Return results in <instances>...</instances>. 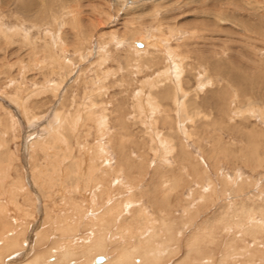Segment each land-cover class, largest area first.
I'll return each mask as SVG.
<instances>
[{
	"label": "rangeland",
	"instance_id": "obj_1",
	"mask_svg": "<svg viewBox=\"0 0 264 264\" xmlns=\"http://www.w3.org/2000/svg\"><path fill=\"white\" fill-rule=\"evenodd\" d=\"M261 36H264V0H0V151L6 144H9L10 149L8 151L7 161L0 164V206H4V209L7 210H13L12 215L14 213L19 214L18 208L14 203L12 204L10 199L12 188L16 186L14 189L19 195V199H21L22 208H29L31 210L36 208L37 218L31 225V229H34V231L30 229L29 233H33L28 234L29 243L25 253L33 248L34 234L36 230H43L46 215L50 209L49 212L53 213H51L50 225L54 234L52 239L64 237V235L60 236L58 233V228L62 226L61 223L64 216V219H69L67 221L68 223L78 227V232L71 235L68 239H79V241H83L84 237H89L87 229L85 228V224L89 221L88 219H92V217L98 218L101 215L100 213L103 214L104 210L108 207L118 203H123L127 208L130 206V210L128 209L129 212L127 210L128 214L125 213L123 214L124 216H133L135 211H137L135 209H139L141 206L147 207L145 209L147 210V214L152 218L151 221H157L160 226H162L159 222L161 219L157 218L158 214L154 210V207L156 208L159 205L165 207V209L161 207L159 210L161 211L163 209L164 214L160 213L165 216L162 219L164 224L167 223L163 227H168L170 223H177V225L173 226L176 227L174 232H179L180 236L178 240H181L179 242L181 249L178 250V254L172 258L173 260L165 264H176L178 261L184 260V256L188 251L186 244L190 239L189 236L194 233L195 236H203L202 230L203 232L210 231V234H214L219 240L221 237H227L226 239H222L223 242H218L214 235L213 238L210 237V245L217 247V249L210 248L213 250L216 249L212 251L219 255L227 251V248H224L226 247L225 243L231 244V250L240 248L238 246L242 247L244 243L249 246L256 243L261 244L259 242L262 241V238L264 240V234L261 236V239H258L259 236L255 235H259V232L243 240V225L250 222L253 223L255 221V218H253L254 214L248 212L252 215L250 216L248 213L245 215L239 212L240 214L237 213L234 218H226L223 225L217 216V214L221 215V213H225L223 209L227 206L228 213H232L235 211V207H239L242 202L248 201L251 204L264 202V117L261 120V116L257 112L255 115L250 114L252 118L248 120L241 119L239 116L242 113L237 110L241 106L242 108L245 107L248 102H257L255 104H258L257 106L264 109V37ZM133 49L141 53L140 56L144 58L138 60V62L135 61L137 57H134V54H132L134 53ZM168 52L169 54L177 52L175 56L178 58L180 56L177 54H184L188 57V62L191 65L188 72L183 70L185 79L184 87L188 91L185 90L186 92H182L181 95L183 98L179 101V105L180 102H184L186 98H189L190 91L199 88L203 115L198 117L195 124L191 123L192 125H188L190 116L183 114L184 116L182 117L180 109H174L173 106L172 113L170 112L169 115L171 114L170 118L175 121L172 123L164 121L161 116L162 118L160 117V120L158 119L160 123H157L156 129L154 128V120L157 118V112L156 110H151L147 100L152 96L151 92L154 87L159 84L156 81L161 78L160 70H165L163 67L166 65L167 71L165 74L167 73L169 77L175 71L173 70L175 61L169 58L165 59V57H168L166 56ZM154 62L155 64H153ZM158 74L160 75L158 76ZM198 75L203 77L201 78ZM246 75L252 79L250 84L254 86L249 91L242 89L246 84ZM232 78L234 79L232 80ZM237 78L238 81L236 80ZM253 80L255 81L254 83ZM59 81L63 82L61 83ZM58 82L62 87H58ZM239 82H242L240 84H243V86H240ZM199 83H201L200 86ZM222 87L224 88L223 90ZM55 88L59 89L56 97L51 92ZM234 95L236 97L231 101L230 97ZM97 98H99L98 101L95 100ZM100 101L103 105L100 104ZM168 104L170 105L172 103L168 101ZM80 106V123L76 122V132H74V134L76 133V140L73 143V149L70 150L64 139L56 138L57 129L60 127V122L63 121V117L65 115L69 116L72 113L74 114ZM98 107L100 108L98 109ZM91 111L92 113H90ZM137 111L138 114L135 118ZM57 112L58 114H56ZM98 112L100 113L98 114ZM223 112L226 113L224 114ZM25 113L29 114L26 115ZM97 114L100 116L99 118H97ZM29 115L30 117H34L31 119L28 117ZM229 118L232 119L230 120ZM170 124L172 127H170ZM178 124L181 126L180 128H178ZM173 128L179 129V141L186 142L185 147H187L189 152H183V146H179L181 144L178 142H173L170 145V149L174 151V143L179 144L178 147L175 146L177 147L176 154L169 150V148L164 151L163 148L165 146L160 144V142L157 146L153 145L154 141L151 137L152 135H156V132H160V136L168 137V140L169 138L173 140ZM144 130L145 133L142 134ZM149 131L152 134L151 136L147 134ZM165 132H170V134H165ZM209 134L210 136H208ZM204 135L205 138H203ZM146 137L151 140L149 139L150 141H148ZM218 138L222 141H218ZM47 139L52 140L49 141ZM43 144H46L44 145L45 147ZM52 144H55L53 148ZM150 148L155 150L149 151ZM38 149H40V152ZM55 150L57 153H55ZM60 151L63 152L62 155L59 153ZM77 153H79V156ZM168 153L170 156H168ZM146 155L150 156V159ZM143 156L147 158H143ZM74 158L78 159V165L82 168V177L92 180L89 183L90 190L83 191V187L85 186L83 179H80V181L76 180L77 183L74 181L68 185L67 180L71 175L70 165L75 161ZM130 158L132 159V164ZM140 159H143L144 163H140ZM165 159L174 166L173 170L166 167ZM9 162L10 166L13 165L12 167L8 166ZM103 163L109 164L105 165ZM119 163L123 166H119ZM148 163L149 167L145 168L144 166L148 165ZM53 165H61L60 171L55 172ZM100 166H104V168H100ZM187 167L189 169L188 171H190L189 173ZM93 168H96V171L90 173ZM4 169L6 170L4 171ZM139 169L144 171H140ZM195 169H199V172ZM170 170L173 174L169 172ZM105 171L106 173L110 171L108 177L112 181L109 188L106 183H104V186L100 185V183H95L97 179L103 178L101 173L104 174ZM129 171H132V173ZM195 171L196 174H200L195 175ZM98 172L99 176L97 175ZM201 172L204 174H201ZM85 173L88 175L89 173L92 174V177L88 178ZM236 173L241 175L240 177H243V179L251 180L249 184L244 185V188L239 187L240 184L237 185L235 180ZM184 175L186 176L185 179ZM174 176H178L180 181L177 179L179 181L176 182L177 185L170 186L175 183L174 181H177ZM131 177L133 180H131ZM187 177L189 181H193L189 182ZM206 178L208 183L205 182ZM10 179L11 181H17L14 186L13 181L10 182ZM114 179L115 182L113 181ZM23 180L25 181L26 186L24 187L26 191L23 188L19 189L21 185L19 182L21 181L22 183ZM58 180H60V183L54 189L48 202H46L47 200H42L37 192L36 184H40L46 190H49L50 185L52 183L56 185ZM227 180L232 182H228ZM3 182H7V184L4 183V185ZM71 185H76L77 188L79 187L77 192L79 195L71 193ZM9 186H12V188ZM131 186L133 187L130 188ZM127 187H129L128 190L126 189ZM177 187L178 189H176ZM197 187H202V189ZM233 189L236 191L234 192ZM243 189H245V192ZM173 190H177L173 198V201L175 202L176 199V202H165L164 194ZM27 191L31 193L30 197H26ZM129 192L130 194H128ZM21 193L24 196L20 195ZM159 193L162 194L160 195ZM217 193H219V196H216ZM251 193L254 196L250 195ZM93 194H97L98 196L95 197ZM135 194L137 197L133 196ZM260 195L262 196L260 197ZM133 197H136V199H133ZM186 197L189 199L194 197V200L191 199L193 202L186 199ZM199 197L200 199H198ZM251 197L253 198L251 199ZM80 198L82 199L80 200ZM95 198L96 201L94 200ZM118 198L121 199L118 200ZM158 198L161 201L163 200L165 204L167 203L166 205L171 204L167 206L168 208L170 207V212H166V205H161L158 202ZM71 199L73 202L76 200L80 203L85 201V209H87L82 224L81 220H78L79 224H77L73 218V208L71 210L70 207ZM3 200L4 202H2ZM135 200L139 201L135 202ZM203 200L207 203L202 202ZM61 204H63V207H61ZM189 204L191 206H188ZM179 205L182 208L184 207L185 210L179 208ZM187 210L188 212H186ZM197 211L199 212L197 213ZM175 212L178 214H175ZM154 215L157 217H154ZM172 215L173 217H171ZM257 215L260 220H264V214L262 215L260 211L257 212ZM21 216L22 214L16 216V220L18 223L23 224L25 218ZM255 217L258 218L256 215ZM185 218L187 221L190 220L188 221L189 223L186 220V222L184 221ZM208 218L211 220L210 225L205 223V220ZM175 219L178 221H171ZM240 220L244 222L247 220V222L244 223ZM183 221L186 225H181ZM213 223L216 224L214 225ZM226 223L227 225H224ZM55 226L58 227L54 228ZM222 228L229 230L224 231ZM233 228L235 231H233ZM211 230L213 231L211 232ZM239 230H242V233ZM197 233L200 235H197ZM233 233H237V235ZM82 234H84V237ZM229 235H233L234 237ZM122 237L123 235L121 239ZM236 237L242 239L238 238L237 240ZM232 238L235 240H232ZM236 240L237 242L234 244ZM221 243H223L222 246L220 245ZM177 244L178 242L176 246ZM217 244L220 246L218 247ZM49 245V243L42 245L40 249H48ZM220 247H223L222 250H220ZM217 250L222 252L219 253ZM25 258L27 259V256L21 258L19 256H12L9 258V261L8 259L6 260V264H19L17 263L18 259H20L19 262H24L26 260ZM11 259L12 261H10ZM51 259V261L55 260V258Z\"/></svg>",
	"mask_w": 264,
	"mask_h": 264
},
{
	"label": "bare ground",
	"instance_id": "obj_2",
	"mask_svg": "<svg viewBox=\"0 0 264 264\" xmlns=\"http://www.w3.org/2000/svg\"><path fill=\"white\" fill-rule=\"evenodd\" d=\"M5 2V1H4ZM28 2H30V1H28ZM29 6V5H28ZM31 12V11H30ZM70 14V13H69ZM52 20H54L53 18H52ZM3 25V24H2ZM36 26V25H35ZM258 27V26H257ZM255 28V27H254ZM254 30V29H253ZM257 30V29H256ZM259 30V29H258ZM261 30V29H260ZM159 31V30H158ZM160 32V31H159ZM251 33V32H250ZM258 33V32H257ZM257 35H259V34H257ZM248 36V35H247ZM79 37V36H78ZM253 37V36H252ZM261 37H264V36H261ZM26 38V37H25ZM81 38V37H80ZM167 39V38H166ZM166 39H164L165 41H166ZM164 41V42H165ZM148 45V44H147ZM161 45V44H160ZM160 47H162V46H160ZM165 47V46H164ZM145 49H146V47H145ZM134 50V49H133ZM81 52H82V49H81ZM167 53V52H166ZM177 53V52H176ZM176 53H171V54H169V52H168V55H166V56H168V57H165V59H167V58H169V59H171V60H173V61H175V65H174V69L173 70H175V71H173L172 72V75H171V77H169V75L167 76L166 74H165V72L167 71V66L165 65L163 68L165 69V70H163V69H161L160 70V74H161V78H159V79H157L158 81H156V82H159V84L158 85H154L155 87H154V89L152 90V92H151V97L150 98H148V104L150 105V108H151V110H156V112H157V118H156V120H154L155 121V125H154V128H156L157 129V123H160V121L158 122V119L160 120V117L164 120V121H169L170 123H172V122H174L175 120H173L172 118H170V115H169V113L171 112V110H173V108L174 109H180V113H182V117L184 116V115H186V114H188L189 116H190V122H188L187 124L188 125H192L191 123H193V124H195L196 122H197V119H198V117H200L201 115H203V111H202V108H201V104H200V90H199V88L198 87H196V88H198V89H195L194 91H190V96H189V98H186V100L184 101V102H180V105H179V101H181L182 100V92L184 91V92H186L185 90H187L184 86V82H185V79H184V73H183V70H186L187 72L190 70V64H189V60H188V57H186L184 54H177V55H179L180 57L178 58L177 56H175V54ZM132 54H134V57H137L136 59H135V61H137L138 62V60H141L142 58H144V57H141L140 56V54L141 53H139V52H137L136 50H134V53H132ZM150 55V54H149ZM132 56V55H131ZM156 56V55H155ZM2 59V58H1ZM130 61V60H129ZM133 61V60H132ZM19 62V61H18ZM136 63V62H135ZM153 64H155V62L153 63ZM12 66V65H11ZM9 67V66H8ZM14 67V66H13ZM8 69V68H7ZM9 70V69H8ZM170 70V69H169ZM172 71V70H171ZM203 71V70H202ZM208 73V72H207ZM160 74H158V76L160 75ZM191 74V73H190ZM157 76V75H156ZM198 76H200V75H198ZM248 75H246V77H245V81H246V84L244 85V87L242 88V89H245L246 91H249L250 89H253V87L254 86H251V84H250V81H252V79L251 78H249V77H247ZM169 77V78H168ZM196 77V76H195ZM201 77V76H200ZM203 77V76H202ZM201 77V78H202ZM243 77V76H242ZM200 78V79H201ZM240 78V77H239ZM234 78H232V80H233ZM241 79V78H240ZM255 79V78H254ZM156 80V79H155ZM199 80V79H198ZM202 80V79H201ZM209 80H210V78H209ZM237 81H238V78L236 79ZM205 81V80H204ZM207 81V80H206ZM212 81V80H211ZM241 81V80H240ZM59 82H63V81H59ZM59 82H58V84H59ZM198 82H200V81H198ZM255 81L253 80V83H254ZM203 83V82H202ZM208 83V82H207ZM212 83H214L213 81H212ZM211 83V84H212ZM235 83V82H234ZM238 83V82H237ZM240 83H242V82H239V85L240 86H243V84L241 85ZM252 83V82H251ZM188 84V83H187ZM201 85V83H199V86ZM56 86H58V85H56ZM62 87V85H60L59 84V86L58 87ZM153 86V85H152ZM204 86H205V84H204ZM201 87H203V86H201ZM190 89V88H189ZM224 88L222 87V90H223ZM50 90H52L51 88H50ZM58 88H55L53 91H51L53 94H55V97H56V94L58 93ZM212 90V89H211ZM49 91V90H48ZM188 91V90H187ZM189 93V92H188ZM41 94V93H40ZM145 95V94H144ZM217 95V94H216ZM54 96V95H53ZM106 96V95H105ZM212 96V95H211ZM103 97V96H102ZM217 97V96H216ZM219 97V96H218ZM236 96L234 95V96H232V97H230L231 99V101H233L234 100V98H235ZM17 99V98H16ZM137 99H139V98H137ZM233 99V100H232ZM96 101H98L99 100V98H97V99H95ZM102 100V99H101ZM135 100V99H134ZM143 100V99H142ZM219 100V99H218ZM140 101H141V99H140ZM168 101H170L172 104H168ZM103 103V102H102ZM183 103H184V105H183ZM230 103V102H229ZM254 103V104H253ZM248 102V103H246V105H245V107H243L242 108V106L240 107V108H238L237 110L238 111H240L242 114L239 116V118L241 117V119H250V118H252L251 116H250V114H254L255 115V113H257L258 112V114L261 116V120H263L262 118L264 117V109H261L259 106H257L258 104H255V103H257V102ZM99 104V103H98ZM100 104H101V101H100ZM226 104V103H225ZM88 106H89V104H87ZM91 105V104H90ZM96 105V104H95ZM95 105H93V106H95ZM101 105H103V104H101ZM227 106H229L228 104H226ZM235 105H236V103H235ZM100 106V105H99ZM133 106V105H132ZM171 106V107H170ZM174 106V107H173ZM231 106H233V105H231ZM103 107V106H102ZM136 107V106H135ZM137 107H138V105H137ZM173 107V108H172ZM63 108V107H62ZM80 108H81V106L78 108V110H76L75 111V113L73 114H69V116L68 115H65L64 113V117H63V121L62 122H60L61 123V125H60V123H58L59 125H60V127L57 129V136H56V138H62V139H64L65 140V142H66V144H67V147H68V149H70V150H72L73 149V143H74V141L76 140V136H75V134H74V132H76L75 131V129H76V122H78V123H80L79 122V117H80ZM96 108V107H95ZM100 107H98V109H99ZM134 108V107H133ZM64 109V108H63ZM62 109V110H63ZM102 109V108H101ZM230 109V108H229ZM61 110V109H60ZM90 110H91V106H90ZM136 110H137V108H136ZM159 110H160V112H159ZM25 111V110H24ZM64 111V110H63ZM89 111V110H88ZM133 111V110H132ZM234 111V110H233ZM27 112V111H26ZM66 112H68V111H66ZM103 112V111H102ZM162 112V114L160 115V113ZM60 113V112H59ZM90 113H92V111L90 112ZM90 113H88V114H90ZM94 113V112H93ZM100 112H98V114H99ZM172 113V112H171ZM224 113V112H223ZM226 113V112H225ZM224 113V114H225ZM229 113V112H228ZM227 113V114H228ZM26 114V113H25ZM29 114V113H28ZM28 114H26V115H28ZM56 114H58V112L56 113ZM98 114H97V118H99L100 116H98ZM104 114V113H103ZM137 114H138V111H137V113H136V116H135V118L137 117ZM184 114V115H183ZM230 114V113H229ZM232 114V113H231ZM62 115V114H61ZM86 115V114H85ZM93 115V114H92ZM218 115H219V113H218ZM95 116V115H94ZM146 116V115H145ZM208 116V115H207ZM28 117H30V115L28 116ZM32 117H34V116H31L30 118L32 119ZM210 117V116H209ZM96 118V119H97ZM87 119H88V117H87ZM104 119V118H103ZM109 119V118H108ZM107 119V120H108ZM148 119V118H147ZM153 119H154V117H153ZM230 119V118H229ZM232 119V118H231ZM230 119V120H231ZM235 119H236V117H235ZM260 119V118H259ZM62 120V119H61ZM134 120V119H133ZM110 121V120H109ZM95 122H96V120H95ZM106 122V121H105ZM245 122V121H244ZM93 123V122H92ZM135 123H136V121H135ZM152 124V123H151ZM174 124H177V123H174ZM183 124V123H182ZM186 124V125H187ZM244 124V123H243ZM78 125V124H77ZM135 125H137V124H135ZM179 125V124H178ZM178 125H177V127H178ZM197 125V124H196ZM231 125V124H230ZM57 127H58V125H56ZM56 126H55V128H56ZM79 126V125H78ZM97 126H98V124H97ZM153 126V125H152ZM151 126V127H152ZM160 126V125H159ZM110 127V126H109ZM170 127H172L171 126V124H170ZM181 126L179 125V127L178 128H180ZM186 127V126H185ZM188 127V126H187ZM198 127V126H197ZM200 127V126H199ZM54 128V127H53ZM98 129H100L99 127H97ZM108 128V127H107ZM161 128V127H160ZM194 128V127H193ZM214 128V127H213ZM231 128V127H230ZM6 129H8V128H6ZM95 129H96V127H95ZM105 129V128H104ZM110 129H112V128H110ZM148 129V128H147ZM170 129H172V128H170ZM190 129V128H189ZM54 130V129H53ZM151 130V129H150ZM164 130H166V129H164ZM179 129H176V128H173V131H172V137H174V139H176L175 141H173V140H171V138H169V140L166 138V137H163V136H160V132H156V131H154V132H156V135H152L151 134V132L149 131V132H147V134L149 135V136H151L152 135V140L154 141V143H153V145L154 146H157L158 144H159V142H160V144H162L163 146H165V148H163V150L165 151L167 148H169V150H171L170 148H171V144L173 143V142H178V143H180L181 145H179V144H175L174 143V151H172V152H175V154H176V151H177V147H178V145L179 146H183V152H189V150L187 149V147H185L186 145H185V143L184 142H182V141H179L180 139H179V136H180V132L178 131ZM102 131V130H101ZM158 131V130H157ZM168 131H170V130H168ZM198 131V130H197ZM202 131V130H201ZM54 132H55V130H54ZM96 132V131H95ZM97 132H98V130H97ZM104 132H105V130H104ZM110 132V131H109ZM112 132V131H111ZM117 132V131H116ZM128 132V131H127ZM200 132V131H199ZM204 132V131H203ZM50 133V132H49ZM143 133H145V130L142 132V134ZM153 133V132H152ZM191 133V132H190ZM201 133V132H200ZM52 134V133H51ZM50 134V135H51ZM99 134H101V132H99ZM163 134V133H162ZM165 134H170V132L168 133V132H165ZM191 134H193V133H191ZM199 134V133H198ZM56 135V134H55ZM103 135H105V134H103ZM109 135V134H108ZM114 135V134H113ZM97 136H99V135H97ZM101 136V135H100ZM115 136V135H114ZM146 136V135H145ZM144 136V137H145ZM167 136V135H166ZM192 136V135H191ZM191 136H189V137H191ZM195 136H196V134H195ZM194 136V137H195ZM208 136H210V134L208 135ZM49 137V136H48ZM55 137V136H54ZM130 137V136H129ZM148 137V136H147ZM146 137V138H147ZM157 137H158V139H157ZM182 137V136H181ZM198 137H200V136H198ZM218 137V136H217ZM122 138V137H121ZM201 138V137H200ZM203 138H205V135L203 136ZM219 138H220V136H219ZM218 138V139H219ZM1 139V138H0ZM61 139V140H62ZM99 139V138H98ZM103 139V138H102ZM104 139H105V137H104ZM112 139V138H111ZM148 139V138H147ZM150 139V138H149ZM148 139V141H150ZM47 140H49V139H47ZM52 139H50L49 141H51ZM114 140V139H113ZM130 140V139H129ZM182 140V139H181ZM185 140V139H184ZM200 140V139H199ZM2 141V140H1ZM58 141V140H57ZM101 141V140H100ZM122 141V140H121ZM128 141V140H127ZM218 141H222L221 139H219ZM43 142H45V141H43ZM54 142V141H53ZM53 142H50V143H53ZM117 142V141H116ZM124 142V141H123ZM146 142H147V140H146ZM39 143V142H38ZM57 143V142H56ZM55 143V144H56ZM133 143V142H132ZM149 143V142H148ZM188 143V142H187ZM1 144H3V143H1ZM5 144V143H4ZM48 144V143H47ZM55 144H52V148L54 147V145ZM81 144V143H80ZM138 144V143H137ZM216 144V143H215ZM44 145H46V144H43V146ZM58 145V144H57ZM208 145V144H207ZM218 145V144H217ZM38 146H40V145H38ZM48 146V145H47ZM175 146H177V147H175ZM188 146V145H187ZM204 146V145H203ZM45 147V146H44ZM44 147H43V149H44ZM49 147H51V146H49ZM56 147V146H55ZM59 147H61V146H59ZM159 147V146H158ZM162 147V146H161ZM206 147V146H205ZM105 148H106V146H105ZM140 148V147H139ZM210 148V147H209ZM120 149V148H119ZM189 149H190V147H189ZM40 149H38V151H39ZM143 150V149H142ZM151 150H155V149H152V148H150L149 149V151H151ZM159 150H160V148H159ZM8 151H10V149H9V144H6L5 146H4V148L0 151V164H3V162L4 161H7V157H8ZM56 151V150H55ZM67 151H69V150H67ZM81 151V150H80ZM88 151V150H87ZM144 151V150H143ZM191 151V150H190ZM40 152V151H39ZM46 152V151H45ZM86 152V151H85ZM167 152V151H166ZM52 153V152H51ZM55 153H57V151L55 152ZM61 155L63 154V152H59ZM67 153V152H66ZM66 153H64V154H66ZM72 153V152H71ZM87 153V152H86ZM102 153L104 154V152L102 151ZM152 153H153V151H152ZM157 153H158V150H157ZM156 153V154H157ZM163 153H165V152H163ZM178 154H179V152H177ZM42 154V153H41ZM48 154H50V153H48ZM74 154V153H73ZM72 154V155H73ZM78 154V156H79V153H77ZM97 154V153H96ZM107 154V153H106ZM122 154V153H121ZM150 154V153H149ZM148 154V155H149ZM154 154V153H153ZM169 154V153H168ZM183 154V153H182ZM184 154H186V153H184ZM195 154V153H194ZM204 154V153H203ZM10 155H11V153H10ZM53 155V154H52ZM54 155H56V154H54ZM67 155H68V153H67ZM98 155V154H97ZM142 155V154H141ZM162 155V154H161ZM45 156V155H44ZM57 156H59V155H57ZM100 156V155H99ZM125 156V155H124ZM147 156V155H146ZM143 156V158H149L150 156ZM153 156V155H152ZM159 156H160V154H159ZM168 156H170V154L168 155ZM179 156V155H178ZM188 156V155H187ZM195 156H196V154H195ZM10 157V156H9ZM49 157H50V155H49ZM56 157V156H55ZM54 157V158H55ZM66 157V156H65ZM103 157V156H102ZM129 157V156H128ZM164 157V156H163ZM182 157H184V155H182ZM14 158V157H13ZM12 158V159H13ZM59 158V157H58ZM62 158V157H61ZM67 158H68V156H67ZM71 158V157H70ZM100 158H101V156H100ZM139 158V157H138ZM138 158H136V159H138ZM152 158V157H151ZM160 158V157H159ZM181 158V157H180ZM192 158H194V157H192ZM197 158H200V157H197ZM53 159V158H52ZM63 159V158H62ZM61 159V160H62ZM75 159V161L74 162H72L71 163V165H70V171H71V175L69 176V178H68V180H67V183H69L68 185H70V184H72V182H74V181H76V180H79L80 181V179H83V181L85 182V186L83 187V191L85 190H90V188H89V183H90V181H92V180H89V179H85L84 177H82V175H81V173L83 174V172H82V168H80V166L78 165V159L77 158H74ZM123 159H124V157H123ZM131 159V158H130ZM150 159V158H149ZM162 159H164V158H162ZM196 159V158H195ZM71 160V159H70ZM92 160V159H91ZM147 160V159H146ZM175 160V159H174ZM204 160V159H203ZM82 161V160H81ZM90 161V160H89ZM158 161V160H157ZM179 161V160H178ZM181 161H182V159H181ZM33 162V161H32ZM53 162V161H52ZM71 162V161H70ZM95 162V161H94ZM120 162V161H119ZM141 162H143L144 163V161H143V159L141 160L140 159V163ZM154 162H156V161H154ZM154 162H153V164H154ZM204 162V161H203ZM90 163L91 164H93L91 161H90ZM142 163V164H143ZM184 163H186V162H184ZM197 163V162H196ZM196 163H195V166H196ZM8 164V163H7ZM12 164H13V162H12ZM15 164V163H14ZM53 164V163H52ZM57 164V163H56ZM87 164V163H86ZM95 164V163H94ZM103 164H105V163H103ZM107 165L109 164V163H106ZM105 164V165H106ZM131 164H132V159H131ZM156 164H157V162H156ZM179 164H180V162H179ZM178 164V165H179ZM183 164V163H182ZM194 164V163H193ZM32 165V164H31ZM82 165H83V163H82ZM121 164L119 163V166H120ZM165 165H167L166 167H169V169H171V170H173L174 169V166L168 161V160H166L165 159ZM177 165V164H176ZM8 166H10V162H9V165ZM13 166V165H12ZM12 166H10V167H12ZM86 166V165H85ZM91 166V165H90ZM93 166V165H92ZM95 166V165H94ZM121 166H123V165H121ZM143 166V165H142ZM182 166V165H181ZM187 166V165H186ZM204 166H205V164H204ZM1 167V166H0ZM33 167V166H32ZM53 167H54V169L53 170H55V172H59L60 171V169H61V165H53ZM99 167V166H98ZM106 167V166H105ZM109 167V166H108ZM116 167V166H115ZM125 167H127V166H125ZM145 168L146 167H149V163H148V165H146V166H144ZM150 167H151V165H150ZM155 167V166H154ZM165 167V166H164ZM185 167V166H184ZM189 167V166H188ZM188 167H187V171L189 170L188 169ZM2 168H4V167H2ZM9 168V167H8ZM51 168H52V166H51ZM100 168H104V166H100ZM132 168H133V166H132ZM181 168V167H180ZM190 168V167H189ZM7 169V168H6ZM6 169H4V171L6 170ZM48 169H50V168H48ZM99 169V168H98ZM125 169V168H124ZM133 169H135V168H133ZM151 169V168H150ZM149 169V170H150ZM157 169H159V168H157ZM166 169V168H165ZM185 169V168H184ZM8 170H10V169H8ZM90 170H91V168H90ZM130 170H132V169H130ZM140 170V169H139ZM142 170V169H141ZM140 170V171H141ZM148 170V171H149ZM154 170V169H153ZM171 170L169 171L171 174H173L172 172H171ZM196 170V169H195ZM199 169H197L196 171L197 172H199L198 171ZM1 171H3V170H1ZM16 171V170H15ZM46 171V170H45ZM96 171V168H93V170L90 172V173H94ZM142 171H144V170H142ZM186 171V170H185ZM184 171V172H185ZM186 171V172H187ZM196 171H195V175H198V174H200V173H197L196 174ZM12 172H14V171H12ZM40 172H41V170H40ZM49 172H50V170H49ZM86 172V171H85ZM110 172V171H109ZM109 172H107L106 173V171H105V173L104 174H102L101 173V175H102V177L103 178H99V179H97L96 181L95 180H93V181H95V183H100V185H103L104 186V183H106V185H107V187L109 188L110 187V185H111V181L112 180H110V178L108 177V175H109ZM129 172H131L132 173V171H129ZM158 172V171H157ZM168 172V171H167ZM179 172V171H178ZM190 171H188V173H189ZM203 172V171H202ZM201 172V174H204V173H202ZM17 173H18V171H17ZM89 173V175L88 174H86L87 175V177L88 178H91L92 177V174H90ZM114 173V172H113ZM121 173H122V171H121ZM125 173V172H124ZM127 173V172H126ZM149 173V172H148ZM160 173V172H159ZM177 173V172H176ZM176 173H174V174H176ZM206 173H208L207 171H206ZM42 174V173H41ZM44 174V173H43ZM99 174V172L97 173V175ZM119 174V173H118ZM135 174V173H134ZM168 174V173H167ZM181 174H182V172H181ZM184 174V173H183ZM101 175H100V177H101ZM114 175H115V173H114ZM143 175V174H142ZM155 175V174H154ZM19 176V175H18ZM46 176V175H45ZM47 176H49V175H47ZM51 176V175H50ZM99 176V175H98ZM132 176V175H131ZM178 176H179V174H178ZM177 176V177H178ZM201 176V175H200ZM222 176V175H221ZM220 176V177H221ZM241 175H239L238 173H236V176H235V180H236V182H237V185L238 184H240L239 185V187H241V188H244L245 186L244 185H247V184H249V181H251V180H247V179H243V177H240ZM32 177H33V175H32ZM59 177V176H58ZM95 177H96V175H95ZM122 177H124V176H122ZM125 177H128V176H125ZM157 178H158V176H156ZM156 177H155V179H156ZM171 177V176H170ZM175 177V176H174ZM177 177H175V180H179V177L177 178ZM180 177H182V176H180ZM185 175H184V179H185ZM192 177V176H191ZM190 177V178H191ZM195 177V176H194ZM209 177V176H208ZM1 178V177H0ZM16 178V177H15ZM18 178V177H17ZM49 178H51V177H49ZM151 178H153L152 176H151ZM163 178V177H162ZM188 178V177H187ZM202 178V177H201ZM223 178V177H222ZM253 178V177H252ZM9 179V178H8ZM47 179H48V177H47ZM60 179V178H59ZM85 179V180H84ZM112 179H113V177H112ZM124 179V178H123ZM135 179V178H134ZM171 179H172V177H171ZM198 179V178H197ZM2 180V179H1ZM18 180V179H17ZM43 180V179H42ZM44 180H45V178H44ZM53 180V179H52ZM101 180V181H100ZM126 180V179H125ZM125 180H123V181H125ZM131 180H133V178L131 177ZM160 180V179H159ZM162 180V179H161ZM170 180V179H169ZM174 181L175 183L176 182H179V181ZM192 180V179H191ZM199 180H200V177H199ZM202 180V179H201ZM6 181V180H5ZM13 181V182H12ZM11 181V179H10V182H12L13 183V186L16 184V180H12ZM114 182H115V179L113 180ZM118 181H120V180H118ZM156 181V180H155ZM163 182H164V180H162ZM172 181H173V179H172ZM188 181H189V178H188ZM193 181V180H192ZM192 181H189V182H192ZM204 181V180H203ZM211 181H213V180H211ZM222 181V180H221ZM228 182H232V181H230V180H227ZM257 181V180H256ZM259 181V180H258ZM25 181L23 180V182L21 183V181L19 182L21 185L19 186V189H21V188H23L25 191H26V189H25V187L24 186H26L25 185V183H24ZM52 182H54V181H52ZM58 183L55 185V184H51L48 188H49V190H46L42 185H40V184H36V187H37V192L39 193V195L41 196V198H42V200H47L46 202H48V199H50L51 198V195H52V193L54 192V189L57 187V185L60 183V180H58L57 181ZM196 182H197V180H196ZM205 182H207V178H206V181ZM255 182V181H254ZM5 182H3V184H4ZM76 183H77V181H76ZM103 183V184H102ZM126 183H128V182H126ZM172 184V185H170V186H174V185H177V183L176 184ZM208 183V182H207ZM213 183V182H212ZM259 183V182H258ZM2 184V183H1ZM5 184H7V182L5 183ZM4 184V185H5ZM10 184V183H9ZM35 184H33V186H35ZM74 184V183H73ZM91 184H93V183H91ZM117 184V183H116ZM120 184H122V183H120ZM124 184V183H123ZM170 184H171V182H170ZM195 184V183H194ZM243 184V185H242ZM77 185V184H76ZM76 185H71L72 186V192L71 193H73L74 195L75 194H77V192H78V189H79V187L77 188L76 187ZM125 185V184H124ZM179 185V184H178ZM191 185H193V184H191ZM209 185V184H208ZM208 185H207V187H208ZM215 185V184H214ZM259 185V184H258ZM32 186V185H31ZM118 186H121V185H118ZM166 186V185H165ZM8 187V186H7ZM10 187V186H9ZM30 187V186H29ZM98 187V186H97ZM106 187V188H107ZM123 187V186H122ZM121 187V188H122ZM125 187V186H124ZM133 186H131L130 188H132ZM134 187H135V185H134ZM202 187H204V186H202ZM202 187L201 188H199V187H197V188H199V189H202ZM231 187V186H230ZM249 187V186H248ZM253 187V186H252ZM251 187V188H252ZM255 187H257V186H255ZM264 187V186H263ZM262 187V188H263ZM6 188V187H5ZM10 188H12V186L10 187ZM14 188H16V186L15 187H13L12 188V191H11V196H10V199H11V201H12V204L14 203V205H16V207L18 208V212H19V214H22V218H25V222H23V224L22 223H18L17 222V220H16V216H19V214H13L12 215V211L13 210H7V209H4L5 207L3 206H0V264H6V260L8 259V261H9V258H11L12 256H19V258H21V257H25V256H27V259L26 260H24V262H19V260L20 259H18V262L17 263H19V264H97L96 262H95V260H96V258L97 257H99V256H103L104 258H105V260H104V262L103 263H100V264H165V263H167L168 261H171V260H173L172 258L173 257H175V255L176 254H178V250H180L181 249V244L179 243L180 241L178 240L179 239V232L178 231H176V232H174V230L176 229V227H173L174 225H177V223H175V224H171L170 223V225H171V227H173V228H169V226L168 227H163V225L165 226V225H167V223H165L164 224V221L162 220L163 218H165V216H163L161 213H163L164 211H159L160 209H161V207H163L164 209H165V207L164 206H158V207H154V210H156V213L158 214V217L157 216H155L154 215V217H157V218H160L159 220V222L162 224V226H160V224L157 222V221H155V220H153V221H151V217H150V215L149 214H147V210L145 209V208H147V207H144V206H141L139 209H135V210H137V211H135V214L133 215V216H124L123 214H125V213H127L128 214V212H129V210H130V206H129V208H127V206L125 207V205L122 203H118V204H116V205H113V206H110V207H108L106 210H104V213L102 214V213H100L101 215H99L98 216V218H94V217H92V219H88L89 221L85 224L86 226H85V228L87 229V232H88V236L89 237H84V234H82L83 235V237H84V239H83V241H79V239L78 240H72V239H68V238H70L71 237V235H73V234H75V233H77L78 232V227L77 226H75L74 224L72 225V224H70V223H68L67 221L69 220V219H64V216H63V220H62V226H60L59 228H58V233H59V235L60 236H63L64 235V237L63 238H56V239H52L53 237H54V234H53V229H51V215L53 214L52 212H47V215H46V221H45V226H43L44 228H42L43 230H40V231H38V230H36V232H35V234H34V239H33V248H31V250L29 249L28 251H27V253H25V251L27 250V246H28V243H29V241H28V234L30 235L31 233H33V232H31V233H29L30 232V229H31V225H32V223L33 222H35L36 221V218H37V215H36V208H34L33 210H31V209H29V208H26V209H24V208H22L23 206H22V203H21V199H19V195L17 194V191L14 189ZM47 188V189H48ZM70 188V187H69ZM107 188V189H108ZM128 188L129 187H127L126 189L128 190ZM139 188V187H138ZM156 188V187H155ZM166 188V187H165ZM197 188H195V190H197ZM216 188H217V186H216ZM215 187H214V189H216ZM260 188V187H259ZM94 189V188H93ZM92 189V190H93ZM114 189H116V188H114ZM120 189V188H119ZM124 189V188H123ZM135 189V188H134ZM133 189V190H134ZM169 189V188H168ZM176 189H178V187L176 188ZM191 189V188H190ZM205 189V188H204ZM235 189V188H234ZM234 189H233V191H234ZM247 189V188H246ZM254 189V188H253ZM2 190V189H1ZM23 190V191H24ZM97 190H99V189H97ZM97 190H95V191H97ZM101 190V189H100ZM104 190H106V189H104ZM111 190V189H110ZM120 190H122V189H120ZM120 190H117V191H120ZM127 190H125V191H127ZM131 190V189H130ZM138 190H140V189H138ZM144 190H145V188H144ZM143 190V191H144ZM157 190H158V188H157ZM194 190V189H193ZM207 190H208V188H207ZM221 190V189H220ZM244 190V192H245V189H243ZM243 190H241V191H243ZM259 190V189H258ZM257 190V191H258ZM8 191H9V189H8ZM24 191V192H25ZM31 191V190H30ZM102 191V190H101ZM136 191V190H135ZM143 191H141V192H143ZM166 191V190H165ZM176 191V192H175ZM186 191V190H185ZM209 191H210V189H209ZM226 191V190H225ZM236 191V190H235ZM234 191V192H235ZM240 191V190H239ZM250 191V190H249ZM10 192V191H9ZM31 192H33V191H31ZM88 192H90V191H88ZM99 192V191H98ZM105 192V191H104ZM121 192H123V191H121ZM192 192V191H191ZM216 192H217V190H216ZM219 192V191H218ZM221 192V191H220ZM259 192V191H258ZM80 193V192H79ZM96 193V192H95ZM100 193H102V192H100ZM107 193V192H106ZM132 193H134V192H132ZM144 193V192H143ZM151 193V192H150ZM175 193H177V190H173V191H168L166 194H164V197H165V202L167 201V203H170L171 201H173L174 199V194ZM186 193V192H185ZM190 193V192H189ZM193 193V192H192ZM192 193H190V195H192ZM225 193V192H224ZM233 193V192H232ZM250 193V192H249ZM263 193H264V191H263ZM103 194V193H102ZM110 194V193H109ZM121 194V193H120ZM124 194H126L125 192H124ZM128 194H130V192L128 193ZM137 194V193H136ZM136 194L135 195H133V196H136ZM156 194V193H155ZM160 195L162 194V193H159ZM198 194V193H197ZM196 194V195H197ZM199 194H200V191H199ZM202 194H203V192H202ZM220 194H222V193H220ZM226 194H228V195H230L229 193H226ZM237 194H239V193H237ZM240 194H241V192H240ZM246 194V193H245ZM258 194V193H257ZM1 195V194H0ZM20 195H23L24 196V194H20ZM28 195V196H27ZM27 195H26V197H30L31 196V193L30 192H28L27 191ZM77 195H79V194H77ZM94 195V194H93ZM122 195V194H121ZM144 195V194H143ZM151 195V194H150ZM159 195V196H160ZM176 195H178V194H176ZM181 195V194H180ZM187 195V194H186ZM212 195V194H211ZM211 195H209V196H211ZM248 195V194H247ZM250 195H252V193L250 194ZM90 196V195H89ZM95 197H97L98 195L96 194V195H94ZM102 196H104V195H102ZM140 196V195H139ZM193 196H194V194H193ZM197 196H199V195H197ZM203 196V195H202ZM204 196H206V195H204ZM208 196V195H207ZM214 196V195H213ZM216 196H219V193H217V195ZM236 196H238V195H236ZM252 196H254V195H252ZM258 196V195H257ZM262 195H260V197H261ZM20 197H22V196H20ZM37 197V196H36ZM53 197V196H52ZM81 197V196H80ZM115 197V196H114ZM125 197V196H124ZM127 197V196H126ZM129 197H131V196H129ZM137 197V196H136ZM136 197H133V199L135 198L136 199ZM154 197H156V196H154ZM163 197V198H164ZM222 197V196H221ZM220 197V198H221ZM226 197V196H225ZM250 197V196H249ZM259 197V198H260ZM3 198H5V197H3ZM75 198V197H74ZM89 198V197H88ZM102 198V197H101ZM151 198H153V197H151ZM196 198V197H195ZM213 198V197H212ZM217 198V197H216ZM227 198V197H226ZM243 198H246V197H243ZM253 197H251V199H252ZM6 199V198H5ZM38 199V198H37ZM61 199H63V198H61ZM70 199V198H69ZM82 198H80V200H81ZM121 199V198H120ZM119 198H118V200H120ZM138 199V198H137ZM140 199H141V196H140ZM155 199V198H154ZM157 199V198H156ZM159 199V198H158ZM186 199H188V200H191V199H193L194 200V197L193 198H191V199H189L188 197H186ZM186 199H184V200H186ZM198 199H200V197L198 198ZM204 199V198H203ZM256 199V198H255ZM263 199V198H262ZM7 200V199H6ZM9 200V199H8ZM31 200V199H30ZM66 200V199H65ZM88 200V199H87ZM95 201H96V198L94 199ZM101 200V199H100ZM152 200V199H151ZM160 200V199H159ZM158 200V202L162 205V204H165V202L162 200H160L159 201ZM221 200H223V199H221ZM237 200V199H236ZM247 200H249L248 198H247ZM256 200H258V199H256ZM255 200V201H256ZM25 201V200H24ZM35 201V200H34ZM54 201V200H53ZM70 201H72V199L70 200ZM93 201V200H92ZM99 201V200H98ZM97 201V202H98ZM124 201V200H123ZM130 201V200H129ZM137 200H135V202H136ZM139 201V200H138ZM137 201V202H138ZM155 201V200H154ZM178 201V200H177ZM210 201V200H209ZM2 202H4V200L2 201ZM52 202V201H51ZM84 202L85 201H82L81 203L79 202V201H72L71 202V205H70V207H71V210H72V208H73V218L75 219V221L77 222V224H79V222H78V220L80 221L81 220V224H82V221H83V219H84V217H85V213H86V209H85V206H86V204H84ZM96 202V203H97ZM104 202V201H103ZM103 202H102V204H103ZM115 202V201H114ZM122 202V201H121ZM132 202V201H131ZM130 202V203H131ZM141 202V201H140ZM140 202H139V204H140ZM152 202V201H151ZM174 202V201H173ZM175 202H176V199H175ZM174 202V203H175ZM187 202V201H186ZM191 202H193L192 200H191ZM202 202H204V200L202 201ZM211 202V201H210ZM228 202H230V201H228ZM253 202H254V200H253ZM53 204H54V202H52ZM133 203V202H132ZM144 203V202H143ZM156 203V202H155ZM159 203H156V204H159ZM166 203V204H167ZM178 203V202H177ZM182 203V202H181ZM195 203H198V202H195ZM204 203H207V202H204ZM204 203H202V204H204ZM225 203V202H224ZM234 203V202H233ZM11 204V203H10ZM59 204V203H58ZM63 204H65L64 202H63ZM63 204H61L62 206L61 207H63ZM93 204V203H92ZM94 204H95V202H94ZM97 204H99V203H97ZM107 204V203H106ZM138 204V203H137ZM165 204V205H166ZM179 204V203H178ZM187 204H188V202H187ZM201 204V206H203ZM3 205H5V204H3ZM27 205H29V204H27ZM96 205V204H95ZM94 205V206H95ZM111 205V204H110ZM142 205V204H141ZM171 205V204H170ZM170 205H166V208H167V210H166V212H168L169 210H171V209H169L167 206H170ZM183 205V204H182ZM206 206H207V204H205ZM204 205V206H205ZM209 205V204H208ZM240 205V204H239ZM238 205V206H239ZM31 206H33L32 204H31ZM46 206V205H45ZM57 206H59V205H57ZM67 206V205H66ZM66 206H65V208H66ZM89 206V205H88ZM93 206V205H92ZM99 206V205H98ZM105 206V205H104ZM133 206V205H132ZM145 206H146V204H145ZM188 206H191L190 204L188 205ZM195 206V205H194ZM224 206H225V204H224ZM8 207V206H7ZM6 207V208H7ZM11 207V206H10ZM15 207V206H14ZM68 207V206H67ZM91 207V206H90ZM100 207V206H99ZM186 207V206H185ZM197 207H199V206H197ZM226 207V206H225ZM225 207H222V208H225ZM16 208V209H17ZM64 208V209H65ZM91 208H93V207H91ZM135 208V207H134ZM178 208V207H177ZM179 208H182V207H180V205H179ZM207 208H209V207H207ZM206 208V209H207ZM236 208V209H235ZM235 208H233V209H235V211H233L232 213H228V206L225 208V209H223L224 211H225V213H221V215L220 214H217V216L220 218V223L223 225V223H224V220L226 219V218H234V216L237 214V213H239V212H242L243 214H245L246 215V213H252V214H254L253 215V218H255L254 220V222L253 223H248V224H246V225H243L244 226V233H243V236H244V238H243V240H245V238H247V237H249V236H252L253 234L255 235L257 232H259L260 234L259 235H255V236H259L258 237V239L260 238L261 239V236H263V234H264V220L262 221V220H260L259 219V217H258V215H257V212L258 211H260L261 213H262V215L264 214V202L263 203H250V202H242L241 203V205L239 206V207H235ZM94 209V208H93ZM93 209H89V210H93ZM105 209V208H104ZM129 209V210H128ZM183 210H185V208L183 207L182 208ZM186 209H188V208H186ZM204 209V208H203ZM45 210V209H44ZM43 210V211H44ZM97 210V209H96ZM100 210V209H99ZM127 210H128V212H127ZM174 210V209H173ZM175 210H177V209H175ZM219 210V209H218ZM226 210H227V213H226ZM101 211V210H100ZM152 211V210H151ZM150 211V212H151ZM205 211V210H204ZM38 212V211H37ZM161 212V213H160ZM165 212V213H166ZM170 212V211H169ZM186 212H188V210L186 211ZM185 211H184V213H186ZM199 211H197V213H198ZM52 213V214H51ZM65 213V212H64ZM156 213H154V214H156ZM174 213V212H173ZM177 212H175V214H176ZM183 213V214H184ZM248 213V215H250V216H252L251 214H249ZM95 214H97V213H95ZM156 214V215H157ZM164 214V213H163ZM167 214V213H166ZM169 214H172V213H169ZM178 214V213H177ZM227 214V215H226ZM240 214V213H239ZM14 215H16V216H14ZM44 215V214H43ZM66 215H68L67 213H66ZM87 215V214H86ZM149 215V216H148ZM161 215H162V217H161ZM187 215V214H186ZM189 216H190V214H188ZM196 215H199V214H196ZM247 215V216H248ZM255 215L258 217V218H256L255 217ZM71 216H72V214H71ZM92 216H95V215H92ZM167 216V215H166ZM179 216V215H178ZM41 217H43V216H41ZM97 217V216H96ZM153 217V218H154ZM171 217H173V215L171 216ZM214 217H216V216H214ZM237 217V216H236ZM244 217V216H243ZM71 218V217H70ZM73 218H71V219H73ZM190 218V217H189ZM245 218V217H244ZM249 218V217H248ZM252 218V217H251ZM19 219V218H18ZM191 219V218H190ZM23 220V219H22ZM42 221H43V219H41ZM186 220V218L184 219V221ZM247 220H249V219H247ZM247 220L244 222L243 220H240L241 222H244V223H246L247 222ZM251 220V219H250ZM53 221V220H52ZM72 221V220H71ZM171 221H178V220H171ZM182 222V224L181 225H186V221L185 222ZM188 221H190V220H188ZM187 221V222H188ZM210 219L208 218V219H206L205 220V223H207V224H209L210 225ZM213 221H214V219H213ZM231 221V220H230ZM240 221H238V222H240ZM252 221V220H251ZM38 222V221H37ZM55 222H57L56 220H55ZM151 222H152V224H151ZM218 222V221H217ZM232 222V221H231ZM59 223V222H58ZM189 223V222H188ZM203 223V222H202ZM202 223H201V225H202ZM243 223V224H244ZM57 224V223H56ZM60 224V225H61ZM196 224H198V223H196ZM204 224V223H203ZM214 224V223H213ZM216 224V223H215ZM214 224V225H215ZM235 224V223H234ZM238 224H240V223H238ZM36 225V224H35ZM200 225V224H199ZM206 225V224H205ZM213 225V226H214ZM221 225V226H222ZM224 225H227V223L226 224H224ZM233 225V224H232ZM242 225V224H241ZM81 226H83V225H81ZM195 226V225H194ZM234 226V225H233ZM35 227V226H34ZM56 227H58V226H55L54 228H56ZM226 227H228V226H226ZM229 227H231V225H229ZM117 228V229H116ZM188 228V227H187ZM195 228V227H194ZM202 228H203V226H202ZM215 228V227H214ZM84 229V228H83ZM181 229V228H180ZM205 229H207V228H205ZM212 229H213V227H212ZM223 229V228H222ZM227 229V228H226ZM234 229V228H233ZM239 229V228H238ZM32 230V229H31ZM195 230H196V228H195ZM202 230V229H201ZM214 230V229H213ZM213 230H211V232L213 231ZM224 230V229H223ZM229 230V229H228ZM228 230H224V231H228ZM32 231H34V229L32 230ZM181 231H183V230H181ZM180 231V232H181ZM205 231V230H204ZM233 231H235V229L233 230ZM240 231V230H239ZM242 231V230H241ZM240 231V233H242ZM263 231V232H262ZM81 232V231H80ZM184 232H186L185 230H184ZM215 232V231H214ZM232 232V231H231ZM231 232H229V233H231ZM236 232H238V231H236ZM189 233V232H188ZM202 233H203V236H195V233L194 234H192L191 236H189V241L187 242V244H186V248H187V253H186V255L184 256V260H180V261H178L176 264H264V240H263V238H262V241L261 242H259V243H261V244H253V245H247L246 243H244V245H242V247L241 246H238V247H240V248H236V249H232L231 250V244L230 243H225L226 245V247H224V248H227V251H225V252H223V254H221V255H219L218 253L216 254V253H214L213 251L214 250H216L217 249V247H213V246H211L210 245V237H212L213 238V235L214 234H210V231H205V232H203V230H202ZM224 233V232H223ZM79 234V233H78ZM77 234V236H79ZM182 234V233H181ZM222 234V233H221ZM232 234V233H231ZM233 234H235V235H237V233H233ZM123 235V237H122V239H121V236ZM197 235H200L199 233H197ZM225 235V234H224ZM228 235V234H227ZM229 236H231V235H229ZM240 236L242 237V235L240 234ZM30 237V236H29ZM81 237V236H80ZM214 237H215V235H214ZM219 237V236H218ZM231 237H234L233 235L231 236ZM224 237H221V239L219 240V239H217L216 237H215V239H217L218 240V242L219 241H221V242H223L222 241V239H223ZM227 238V237H226ZM226 238H224V239H226ZM237 238V237H236ZM239 239H242V238H240V237H238ZM238 238H237V240H238ZM253 238H254V236H253ZM229 239H231L230 237H229ZM257 239V240H258ZM232 240H235L234 238H232ZM237 240L236 241H234V244H235V242H237ZM79 241V242H78ZM32 242V241H31ZM178 242V244H177V246H176V243ZM228 242H230V241H228ZM245 242V241H244ZM251 242V241H250ZM50 244L49 246H48V249H45V250H41L40 249V246H42V245H47V244ZM175 243V244H174ZM216 243H217V241H216ZM252 243V242H251ZM219 244V243H218ZM217 244V246L219 247L220 245L222 246V244L223 243H221L220 245H218ZM31 246V247H32ZM210 247H213V248H216V249H211ZM29 248V247H28ZM221 249L220 250H222V248L223 247H220ZM211 249V250H210ZM213 250V251H212ZM225 250V249H224ZM218 251V250H217ZM219 253H221L222 251H218ZM51 258H55V260L54 261H51L52 259ZM15 259V258H14ZM10 261H12V259L10 260Z\"/></svg>",
	"mask_w": 264,
	"mask_h": 264
},
{
	"label": "water",
	"instance_id": "obj_3",
	"mask_svg": "<svg viewBox=\"0 0 264 264\" xmlns=\"http://www.w3.org/2000/svg\"><path fill=\"white\" fill-rule=\"evenodd\" d=\"M104 260H105V258H104L103 256H99V257L96 258L95 262H96L97 264H100V263H103Z\"/></svg>",
	"mask_w": 264,
	"mask_h": 264
}]
</instances>
